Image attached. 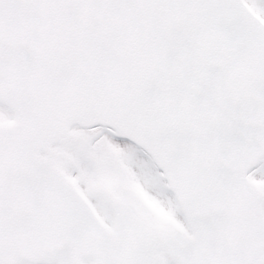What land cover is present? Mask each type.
<instances>
[{
  "label": "snow or ice",
  "instance_id": "1",
  "mask_svg": "<svg viewBox=\"0 0 264 264\" xmlns=\"http://www.w3.org/2000/svg\"><path fill=\"white\" fill-rule=\"evenodd\" d=\"M0 264H264V0H0Z\"/></svg>",
  "mask_w": 264,
  "mask_h": 264
}]
</instances>
